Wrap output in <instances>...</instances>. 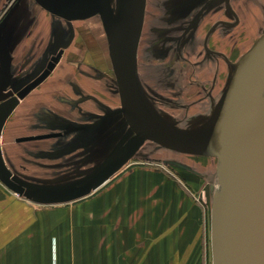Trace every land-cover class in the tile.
Instances as JSON below:
<instances>
[{
    "label": "rangeland",
    "instance_id": "rangeland-1",
    "mask_svg": "<svg viewBox=\"0 0 264 264\" xmlns=\"http://www.w3.org/2000/svg\"><path fill=\"white\" fill-rule=\"evenodd\" d=\"M120 1L113 2L107 10L108 17L97 10L96 6L103 3L100 0L47 1L54 6L53 11H48L49 23L55 16L58 23H63L65 32L77 24L81 30L96 27L98 31L92 40L104 58H99L100 53L94 52V47L87 48V43L79 48L72 49L70 45L65 48L71 41V35L65 33V46H58L52 54L63 50L55 69L42 84L20 99L3 125L0 147L5 164L13 179L26 187L61 191L58 195L34 196L32 199L20 197L35 208L51 211L49 215L53 219L56 218L55 210L63 208L57 215L65 220H70L74 202L95 196L108 179L115 180L133 167L154 169L199 208L202 223L199 264H213L211 210L222 174L221 161L215 156L175 152L149 140L133 138V131L123 117L105 46ZM227 1L146 0L138 47L140 81L143 87L159 91L156 90L161 97L154 100L162 103L157 102L151 109L155 110L153 113L159 120L171 127L200 129L216 116L219 94L212 110L202 114L191 113V108L205 99V93L200 97H190V94L194 91L193 85H202L205 77H213L204 70V61L210 56L202 42L215 23L223 21L227 25L226 21L233 22ZM242 2L238 0L236 3L243 7ZM229 3L231 5L232 0ZM225 25L219 23L210 35L226 30ZM227 26L236 28V25ZM100 30H103L104 41L98 39ZM46 66L45 63L16 66L10 89L17 92ZM214 86L215 77L207 83L208 97ZM146 92L149 94L148 90ZM165 96L177 103L167 104ZM146 98L154 105L151 97ZM259 105L255 116L260 118L264 115V100ZM156 107L161 111H156ZM52 133H58L57 137L18 140ZM144 176L147 177L144 172H137L138 179ZM87 184H92L88 190L78 189Z\"/></svg>",
    "mask_w": 264,
    "mask_h": 264
},
{
    "label": "crops",
    "instance_id": "crops-1",
    "mask_svg": "<svg viewBox=\"0 0 264 264\" xmlns=\"http://www.w3.org/2000/svg\"><path fill=\"white\" fill-rule=\"evenodd\" d=\"M115 1L100 0L104 17H108L107 10ZM124 1L119 3L114 23ZM229 1L234 20L232 23L224 22L236 25V28L219 21L214 27L220 23L227 27L226 30L211 36L213 27L205 34L202 45L210 57L203 65L213 77H205L202 85L192 86L194 91L190 97H200L205 93V99L193 106L191 113L210 112L219 94L216 115L233 64L264 34V0H242L243 7L236 3L238 0H232L231 5ZM4 7L7 8L6 13L3 12ZM48 11L37 0H0V41L10 56L11 82L16 66L47 64L57 47L65 46L66 32L71 35V41L65 48L69 45L72 49L79 48V45L87 43V48L94 47V52L100 53L99 58H104L92 40L98 31L96 27L81 30L77 24L65 32L63 23H58L55 16L49 23ZM100 31L98 39L104 41L103 30ZM111 34L112 28L105 45L109 65ZM138 47L135 62L137 84L144 104L154 114L155 110L151 108H155L157 102L162 103L154 99L161 96L158 97L157 89L158 92L141 84ZM56 61H59V56ZM214 77L215 86L208 97L207 83ZM145 96L151 97L154 105ZM165 97L168 98L167 104L177 103L169 96ZM156 111L161 109L156 107ZM141 171L147 177L138 179L137 172ZM164 179L154 169L133 167L115 180L108 179L103 189L90 199L74 202L70 220L57 215L63 208L55 210L56 218L53 219L49 215L51 211L35 208L0 181V264H199L202 232L199 208Z\"/></svg>",
    "mask_w": 264,
    "mask_h": 264
},
{
    "label": "water",
    "instance_id": "water-1",
    "mask_svg": "<svg viewBox=\"0 0 264 264\" xmlns=\"http://www.w3.org/2000/svg\"><path fill=\"white\" fill-rule=\"evenodd\" d=\"M53 11L45 0H37ZM146 0H125L112 24L109 58L115 76L121 110L133 137L152 141L170 150L222 159L221 190L211 212L213 264H264V115L256 117L264 92V34L233 64L217 114L206 127L181 130L152 114L143 102L136 76V52ZM105 14L102 6H96ZM60 49L46 68L16 93L11 83L10 56L0 41V133L20 99L53 70ZM58 133L20 137L44 139ZM0 181L11 191L32 199L58 195L26 187L15 181L0 147ZM87 184L81 191L88 190Z\"/></svg>",
    "mask_w": 264,
    "mask_h": 264
},
{
    "label": "bare ground",
    "instance_id": "bare-ground-1",
    "mask_svg": "<svg viewBox=\"0 0 264 264\" xmlns=\"http://www.w3.org/2000/svg\"><path fill=\"white\" fill-rule=\"evenodd\" d=\"M120 13V12H119ZM144 15H145V11H144ZM118 17V16H117ZM117 19V18H116ZM143 21H144V18H143ZM143 26V25H142ZM112 30H113V28H112ZM142 31V30H141ZM264 100V92H263V94H262V100L260 101V105H261V102ZM259 105V106H260ZM259 108V107H258ZM3 128V127H2ZM207 156V155H206ZM215 157H217V156H215ZM219 158V157H218ZM220 159V161H221V167H222V170H221V178L218 180V188H217V193H216V198H215V200H214V202L216 201V199L218 198V194H219V192H220V190H221V179H222V176H223V166H222V159L221 158H219ZM21 184V183H20ZM213 202V203H214ZM211 212H212V210H211Z\"/></svg>",
    "mask_w": 264,
    "mask_h": 264
},
{
    "label": "flooded vegetation",
    "instance_id": "flooded-vegetation-1",
    "mask_svg": "<svg viewBox=\"0 0 264 264\" xmlns=\"http://www.w3.org/2000/svg\"><path fill=\"white\" fill-rule=\"evenodd\" d=\"M63 52V51H62ZM48 63V62H47Z\"/></svg>",
    "mask_w": 264,
    "mask_h": 264
}]
</instances>
